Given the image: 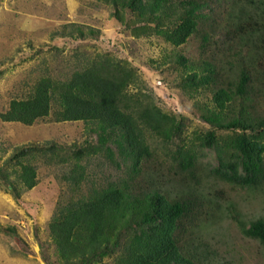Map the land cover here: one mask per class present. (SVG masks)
I'll return each instance as SVG.
<instances>
[{"label": "trees", "instance_id": "16d2710c", "mask_svg": "<svg viewBox=\"0 0 264 264\" xmlns=\"http://www.w3.org/2000/svg\"><path fill=\"white\" fill-rule=\"evenodd\" d=\"M97 1L111 7V17L136 39L153 35L173 47L196 40L195 59L171 53L158 66L170 63L180 70L176 84L187 99L208 94L193 107L210 128L188 139L186 117L162 109L141 88L130 93L140 87L136 70L113 55L98 54L64 81L39 78L0 113L1 121L24 126L45 118L81 121L86 132L96 134V145L64 155L49 142L14 147L0 167V187L14 196L18 188L32 189L39 159L64 167L70 195L48 223L59 264H94L112 255L113 264H205L191 239L215 218L218 204L197 191L200 176L243 189L264 188V0ZM60 27L53 36L84 38L83 28L88 35L97 32L76 23ZM152 138L160 140L165 169L189 190L170 196L140 178L154 172ZM102 148L107 152L102 157L123 173L85 190L87 170L79 159ZM205 150L214 153L215 165L204 162ZM95 172L100 175L99 167ZM211 195L220 199L224 193L218 189ZM234 220L264 247V218L247 226Z\"/></svg>", "mask_w": 264, "mask_h": 264}, {"label": "rangeland", "instance_id": "374dc122", "mask_svg": "<svg viewBox=\"0 0 264 264\" xmlns=\"http://www.w3.org/2000/svg\"><path fill=\"white\" fill-rule=\"evenodd\" d=\"M111 11V7L97 0H0V113L12 99L26 96L39 78L49 76L64 81L85 59L110 54L126 61L139 75L140 87L130 88V93L141 88L162 109L188 119V139L209 129L193 107L195 102H205L208 94L203 93L194 101L187 99L176 84L180 70L171 69L170 63L158 66L171 53L195 59L196 40L173 47L153 35L136 39L111 17ZM65 23L89 26L97 32L88 35L83 28L84 38L53 36ZM96 138L94 132H86L81 121L56 122L45 118L24 126L0 120V167L17 146L49 142L59 155H64L66 150L96 145ZM152 142L157 157V162L150 165L154 172L140 178L146 177V181L162 187L170 196L189 190L165 169L167 163L161 157L164 150H160V140L152 138ZM105 145H110V141ZM106 153L102 148L100 153L90 152V156L79 159L87 170L83 189L100 187L107 178L113 180L122 175L121 166L102 157ZM204 154V162L215 165L214 153L205 150ZM36 165L37 183L32 189L18 188V195L14 196L0 187V264H59L48 223L57 205H62L70 195L68 183L63 179L65 170L40 159ZM98 167L100 175H95ZM5 170L10 173L11 167ZM200 177L197 191L204 199L218 204V209L214 219L195 230L191 242L196 254L205 264H264V247L246 237L234 220L235 216L247 226L264 218V188L243 189ZM218 189L224 193L220 199L211 195ZM114 259L112 255L94 264H113Z\"/></svg>", "mask_w": 264, "mask_h": 264}]
</instances>
